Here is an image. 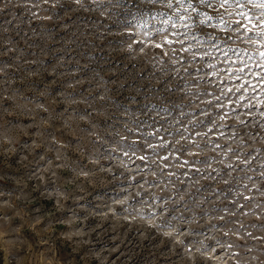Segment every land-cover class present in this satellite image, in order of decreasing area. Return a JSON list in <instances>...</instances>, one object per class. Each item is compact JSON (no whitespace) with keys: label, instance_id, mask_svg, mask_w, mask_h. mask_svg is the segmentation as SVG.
<instances>
[{"label":"rangeland","instance_id":"374dc122","mask_svg":"<svg viewBox=\"0 0 264 264\" xmlns=\"http://www.w3.org/2000/svg\"><path fill=\"white\" fill-rule=\"evenodd\" d=\"M33 3L36 0H32ZM3 4V0H0V5ZM171 0L169 3L152 4L150 0H136L135 7H133V0H128V6L117 3L116 0H110V3L102 4L100 7H111L112 11L109 15L113 17L112 21H101L102 24L112 28L114 33L124 32V35L118 41H110V47L115 46V51H119V48L123 46L125 42H132L134 44L135 51L139 53L138 60L140 64H147L149 69L156 67L158 71L155 72V78L158 79V83L150 85L147 90L140 87L139 81L144 80L143 75L136 76V87L140 88L142 96L140 97V104H156L164 107H173L179 105H189L190 109L195 111L200 107L208 104L210 101L215 100L214 96H194L186 95V93L192 92H204L209 93L217 92L219 89L215 88L213 85L216 83L215 80L212 83H195L191 86L181 87V79L186 82L196 81H206L210 75H218L221 80H228L230 77L228 75H223V68L217 69L215 73H200L196 75H184V72L191 71L192 69L205 68L210 65H206L203 59L199 63L191 62L194 57H212L213 53L211 51H203V49H215L217 45H225L229 48H241L246 52H258L260 51L255 47V45L262 43V41H257L254 39H245L249 32L255 31V27H247L246 24H242L240 27H236L231 31L228 30H217L213 32L211 37H208L210 41L214 40V43H189V36H179L177 33L183 27L182 24L176 23L172 24L168 31L163 30V25L168 24V20H164L161 24L159 17H154L149 21L151 25V33L142 32L140 28H125L123 26V21L125 16L122 13H127L129 10L136 12L139 9L145 14L147 19L148 13L156 12H167L169 10ZM47 7V6H45ZM65 5H61L55 16H59ZM254 8L261 7L260 5H253ZM40 15V11L37 9H32ZM185 11L187 9H175L173 10V15L177 11ZM203 12H210L212 15H216L219 11L224 12H235V8H223V6H201L200 9ZM15 12L17 16L24 13L25 9L21 6L13 8H6L0 11V21L10 18V14ZM197 9H192L188 15L196 12ZM28 17H25L27 20ZM171 17H169V20ZM185 17L181 16L180 20H184ZM119 21V22H118ZM96 23V20L91 16H79L75 19L72 28H77V34L83 32L84 37H88L89 33L92 31L91 25ZM264 24V20L260 21ZM54 24H58L56 21H47L40 19L31 20L30 25H21L22 32L20 36L13 34V43L16 44L19 52H23V56L17 60L18 51H8V45L4 44L0 46V52L6 53L0 55V67L4 65H12L8 68L7 74H0V100L3 102V108L8 109L19 103L22 107L27 106L26 110L35 108V125H33V116L29 115L24 117L22 123L24 125H33L27 129L16 128L11 131H5L11 125H16L20 122L17 116H14L8 112L0 110V140H2V147H0V221L5 225L11 226L15 232L25 235L28 238H35L37 242V248L39 249V257L43 264H77V260L80 264H83L85 260L89 261V264H245V261L241 259L249 255L245 249L256 246V250L264 251V239H259L264 237V231H260V227H249V225H264V220L259 218V209L251 207L252 203H246L242 198L237 200L236 193L239 192V196L245 195H255L256 202L264 201V197L258 196L257 193L249 194L243 189L234 191L232 195H228L227 199H224V194L211 196L204 195L202 198L205 203L201 204L199 208L194 209V213L197 219V224L199 226H193L190 231L203 232L204 235L199 236H184L183 244H179L174 241L173 237L166 236L163 234L160 228L152 226L149 221L148 213L153 211L154 206L152 204H145L141 210V204L136 205V210L142 215H133L138 217L137 220L131 219L133 216H129L126 212H122V208L126 205H115L114 209H109V205L113 201H118L126 195H121L120 198L114 199L111 195L112 192L122 193L121 188L111 189V185L116 183H123L130 185L129 181L135 179L143 183L144 178L149 181H157V185H164L175 183L179 188H183L184 191L188 190L191 185L195 184L199 180L197 187L201 185L209 184L210 188L201 191L200 193L213 192L215 189L223 187L222 182L217 185L216 181H210L207 179H201V175H189L184 176L183 172L187 171V168L181 169L173 160L167 161L169 167L164 169L165 175L161 176L160 168L163 166L162 161L159 157L153 158V160L146 161L145 163L150 165L152 171L156 172L155 176L142 177L136 174L137 169L129 164L127 159L122 158L121 152H111V146L115 145L117 141L120 140L121 136L125 137L127 135L126 129L123 126L122 119L119 117H113L112 120L106 121L101 129V135L98 138H94L88 146L89 153L91 156L99 158L100 156H106L110 152L116 153L117 160H123L127 164V168L133 169V173L124 171V169L119 168L112 172L111 184L105 182V175L101 174L99 176L92 177L95 181V187H103L108 191H100L99 193H104L103 195L93 194L88 196L84 201H81L83 207L75 204L73 199L74 194H82L81 189L75 184L69 173L71 169H56V165L60 163L59 160L55 159L54 154L45 153V148L42 146L36 147L35 151H22V147L16 146L14 143H9V139L19 140L20 145H33L42 144L46 139V125L43 124L41 117H46L47 113L43 109L36 107L37 105H44L55 113H63L67 105L63 102V97L68 93L73 96L85 95V91L92 87L90 84H83L78 86L76 89L71 90L66 87V85L74 80H82L87 77H92L99 79L103 76L105 81L108 80L107 76L103 74L102 64L105 61L111 60L110 57L103 55L102 53H92L90 54L88 50H83L85 45L89 48L94 45L89 44V40L84 39L81 44V48L77 49V53L63 57L65 60L71 61L72 59H81V64L89 63L90 66L87 68H82L81 65L76 63H69L66 66H57L60 57L64 55V52L54 53L52 51L51 45L48 49V54L41 51L40 47H31L30 45L36 44L43 46L45 38L48 33L57 32V27ZM116 25L113 27V25ZM12 27V25H9ZM160 28L161 31L156 35V29ZM242 28L245 29L242 32ZM35 32L37 35L33 38L32 33ZM61 34L65 32V35L60 37V43H64L66 40L74 39L70 30L66 31L62 27L60 28ZM242 32V34H241ZM25 34L26 37H25ZM149 35H153L154 38H146ZM206 35V31H205ZM8 34L5 33L3 39H7ZM25 37V39H21ZM78 43H80L78 41ZM189 49H201L199 52H191ZM83 50V51H82ZM264 55V52L260 53ZM131 55V53L129 54ZM227 55V53H224ZM241 60L243 57L240 58ZM181 60H188V63H181ZM26 61H32L31 63H26ZM215 64H222L227 66L229 61L224 59H215L212 61ZM121 63L125 65V68H121ZM136 62H134L135 64ZM233 65L237 64L235 58L231 59ZM140 64H136L139 67ZM127 62L117 61L115 68L113 70L124 71L126 70ZM178 67H174L177 66ZM259 67V65H256ZM250 65L244 64L243 67L235 68L229 67L228 72L233 71H244L245 68H249ZM55 68L56 75H52V70ZM79 73L77 75L71 76H61V72ZM135 73V67L133 68ZM99 73V76H96ZM162 73H168L169 75L163 76ZM253 77L259 75V73H252ZM233 80H240L239 77H231ZM247 79L241 80V83H247ZM199 86V87H197ZM232 87L238 88L239 84H233ZM248 91V89H245ZM16 93V100H9L8 96ZM96 93H94L95 95ZM130 97H128L129 99ZM132 100L135 101L136 97L131 96ZM116 99H113L111 103L115 106L113 111L120 110L116 104ZM100 103H103L101 101ZM120 103H123L120 101ZM125 104V103H123ZM128 107V105H127ZM129 109V107H128ZM81 113L87 114L90 109H85L81 106ZM131 109H129L130 111ZM216 110V106L213 105L209 112ZM72 110L68 109L70 113ZM143 120L147 118V114L142 111H138ZM246 112H241L239 114L241 119L247 118L245 116ZM254 114V113H253ZM252 114V115H253ZM207 115V114H205ZM153 117H159L164 119L159 113H152ZM168 119L175 123L173 117L169 116ZM134 121H131V128H134ZM110 122V123H109ZM190 121H184L187 125ZM224 123L235 125L240 128L239 124L229 118ZM168 131L174 132L175 128L168 125L164 126ZM87 125L80 124L79 128H75V131L70 132L67 130L63 131V135L66 139L62 140V143L71 142L73 145L77 140L76 133L80 129L86 130ZM257 130L259 129L256 127ZM63 130V122H60V126L56 127V133ZM49 133L51 130H47ZM135 131V130H134ZM199 131H206V129H199ZM44 132L45 135H40L39 133ZM231 132L226 133L229 135ZM163 134V133H162ZM243 132H241V135ZM129 140L136 139L135 136H129ZM170 142L173 144L179 142L181 138L176 136H168ZM197 142L204 143L205 141L197 139ZM220 144L221 139L218 141ZM155 143V141H153ZM181 144H185L190 152L196 153V156H190L185 153L182 159H202L204 157H210L217 155L213 151L202 152L190 145H187L186 141H181ZM211 149V148H207ZM256 150H264V147L257 144L255 146ZM206 150V149H204ZM253 149H249L248 152ZM149 152L145 149L144 152L136 153L137 156ZM255 152H253L254 154ZM69 159L72 157V151L69 150L66 153ZM165 153H161L164 155ZM27 157L25 159L24 157ZM41 156H45L44 161L41 160ZM113 156V155H112ZM52 160L53 165L51 171L46 166V161ZM86 163V161H85ZM115 161H105V167H112ZM136 165H140L139 160L134 159ZM256 163V162H255ZM254 163V164H255ZM206 165H196V167L204 168ZM213 167L222 168L223 165H213ZM80 168L87 170V167L83 164ZM43 169V172H39ZM123 175L121 176V172ZM152 171H145L141 173H149ZM52 172L56 175L53 176ZM168 172L176 173L175 176L169 178L167 176ZM119 173V180L113 179V174ZM131 175V179H125ZM245 175L241 173L239 176ZM232 176H238L236 173H232ZM117 177V176H116ZM227 177V176H226ZM225 177V178H226ZM82 180L86 179L81 177ZM57 180L62 181V184L57 183ZM123 181V182H122ZM232 182V181H230ZM87 183V182H86ZM236 183H238L236 181ZM139 184V183H137ZM135 185V184H131ZM63 187L66 192L69 193L67 202L64 203L63 208H55L54 201L51 198L46 199L41 193L43 191H52L56 187ZM89 187H91V182H89ZM127 187V188H128ZM143 192V191H142ZM191 194L196 193L195 188L190 189ZM227 190H225L226 194ZM143 200H150L155 196H165L164 193L160 195H150L147 192H143ZM199 194L195 195V199ZM135 197V196H134ZM219 197V198H217ZM136 199H141L140 197H135ZM208 200H214V204H208ZM233 202L237 204V207H232ZM245 205L243 212L240 211L238 205ZM225 208L227 207L229 211L234 213L238 212V215L229 216L228 212H210L212 208ZM253 210L257 213L256 216L244 215V212H249ZM114 211V215H113ZM204 212H209L208 215H202ZM105 213L106 215H101ZM192 212L183 213L184 216L191 218ZM219 214L224 217L223 221L220 219H215ZM157 215L156 217H158ZM124 217H129L124 219ZM167 218V214L165 216ZM164 218V219H165ZM161 220H157L158 223ZM228 221H231L229 223ZM233 221L235 224L233 225ZM244 222L252 233V236L248 241L241 239L239 234L233 235L227 231L228 228H238L240 223ZM175 223V221H173ZM213 225H223L220 227H213ZM78 226H83L87 235L82 234L77 230ZM182 232H188L189 228L187 225L180 226ZM221 230V231H217ZM243 232V231H242ZM228 235L225 236L224 234ZM43 237V238H41ZM30 239L26 241L28 247L24 250L25 253H32L35 255V251L30 242ZM192 240H201L204 244L212 245L215 251L206 252L201 254V252L195 251L199 244H192ZM220 241L221 245L217 246L216 241ZM231 243L233 245L232 249L226 247L227 244ZM185 244L193 249L191 253L188 252ZM0 246L4 248L5 258L4 264H13L15 260V251L19 248L18 242L8 241L7 244L0 242ZM89 249V252L82 254V250ZM12 253L11 257L7 256V253ZM218 253V254H217ZM233 253H238V255H233ZM61 256H67L69 259H60ZM264 258V257H262ZM31 259V257H29Z\"/></svg>","mask_w":264,"mask_h":264},{"label":"clouds","instance_id":"9594fccd","mask_svg":"<svg viewBox=\"0 0 264 264\" xmlns=\"http://www.w3.org/2000/svg\"><path fill=\"white\" fill-rule=\"evenodd\" d=\"M110 3V0H36L35 3L32 2V0H3V4L0 5V11H3V9L6 8H15L17 6H21L25 9L24 13H22L20 16H17L15 12L13 11L10 14V18L6 20L0 21V46H3L4 44H7L8 51H18L16 44L13 43L12 36L15 34L16 36H20L22 32L21 25H30L31 20L33 19H40V20H47V21H56L58 24H54V26L57 27V32L55 33H48L47 37L45 38V42L43 46L40 45H30L31 47H40L41 51L48 54L49 46L51 45L52 51L54 53L57 52H64V55L60 57L59 63L57 66H66L69 63H76L78 65H81L82 68H87L90 66L89 63H83L81 64V59H72L71 61L65 60L63 57L72 55L74 53H77V49L81 48V44L83 43L84 39L89 40L91 46L89 48L88 45H85V48L83 50H88L90 54L92 53H102L105 56H108L111 58L110 62L105 61L102 64L103 67V74L104 76L108 77V80L105 81L103 79V76H100L99 79L87 77L82 80H74L66 85L68 89L74 90L78 86H81L85 83L92 85V87L88 88L85 91V95L80 96H73L71 93H68L66 96L63 97V102L67 105L65 112L63 113H55L53 111H49L47 107L44 105H37L36 107H39L43 109L45 113H47L46 117H41L43 124L46 125V139L42 142V144H33V145H20L19 140H12L9 139V143H14L17 147H22V151H35L36 147L42 146L45 148V153H52L55 156L56 160H59L60 163L56 165V169H71L69 176L70 178L75 181V184L81 189L82 194H74L73 199L75 200V204H78L83 207L81 204V201H84L88 196L97 194L100 191H104L105 189L103 187L96 188L95 181L92 179V177L99 176L101 174H106L104 179L107 184L112 183V179H108L111 177V174L114 170L122 168L124 171L129 172L130 174L133 173V169H129L126 167V162L123 160H117L116 157L112 156L111 152H121L122 149L119 147V141L115 145L111 146V152L106 156H100L99 158H96L94 156H91L88 150L89 144L92 142L94 138H98L101 135V129L102 126L106 121H110L113 119V117H119L122 119L124 128H128L129 130L134 131L135 129L131 128V121L133 120H139L141 119V115L138 111H121L116 110L113 111L114 105L111 103L113 99L119 100L125 104L128 105L129 109L136 108L140 103L142 96V92L140 91V88L136 87V76L137 75H143L145 77L144 80H140L138 83L140 87H143L145 90L150 85H153L154 83H158V79L155 78V72L158 71V68L153 67L149 69L147 64H140V61L138 60L139 53L135 51L134 44L132 42H125L122 47L119 48V51L116 52L115 56H113V52L115 51V46L113 45L110 47V41H118L123 35L124 32L114 33L112 28H109L108 26L101 23V21H112L113 17L109 15V12L112 11L111 7H100L102 4ZM65 5L63 12L59 16H55V13L57 9L61 6ZM47 6V7H45ZM32 9H37L40 11V15L37 16V13L33 11ZM89 16L91 15L95 20L96 23L91 25L92 31L89 33L88 37H84L83 32H79L77 34V28H72L71 25L74 24L75 19L79 16ZM25 17H28L27 20H25ZM9 25H12V27H9ZM65 29L66 31L70 30L72 33V36L74 39L66 40L64 43H60V37L65 35V32L61 34L60 28ZM7 33L8 37L7 39H3L4 34ZM27 34H25L26 37ZM36 33L33 32L32 36L33 38L36 37ZM25 37H21V39H25ZM78 41L80 43H78ZM25 43H27V40L25 39ZM82 50V51H83ZM131 53V55H129ZM6 53L0 52V55H4ZM23 56V52L18 51L17 60L20 59V57ZM117 61L127 62L126 70L119 71V70H113L115 68V64ZM32 61H26V63H31ZM134 62H136L134 64ZM136 64H140L139 67H136ZM12 67V65H4L3 67H0V74L6 75L7 69ZM135 67V73L133 72V68ZM121 68H125V65L121 63ZM77 73H70L67 71L61 72V76H71V75H77ZM52 75L55 76V68L52 70ZM163 76L169 75L168 73H162ZM96 76H99V73H96ZM199 87V86H197ZM94 93H96L94 95ZM16 93H13L8 96L9 100H16ZM135 96L136 100L133 101L132 99H128V97ZM103 101V103H100ZM81 106H83L85 109H90V111H87V114L81 113ZM243 107V105H242ZM27 106H21L19 103H16L14 106L4 109L3 108V102L0 100V110L4 112H8L14 116H17L20 119V122L16 125H11L9 123L8 129L5 131H11L16 128L20 129H27L28 127H31L35 125V108L26 110ZM68 109H71L72 111L69 113ZM29 115L33 116V125H24L22 123V120L24 117H27ZM245 116H248V113L244 114ZM255 115V114H253ZM231 119L235 120L238 124L241 123L242 119L240 116H233L230 117ZM63 122V130L59 133H56L55 129L56 127L60 126V122ZM221 120L219 116H216L214 118V124H220ZM80 124L87 125L86 130L80 129L79 132L76 133L77 140L75 144L73 145L71 142L69 143H62V140L66 139L63 135V131L67 130L70 132L75 131V128H79ZM0 128H3V125H0ZM47 130H51L49 133ZM235 133H237L235 139H231V133L229 135H226L221 139V143H228V148L224 149L220 153H218V156L223 157L226 153H228L229 149H238L237 153L229 154V158L227 160L220 159L218 161L219 165H224L228 163L234 162L236 159V156L241 153H248L249 149H254L257 144L264 147V126L259 127L257 130L255 122L244 125L243 127L237 128L234 127L232 129ZM241 132L243 134L241 135ZM40 135H45L44 132L39 133ZM2 135V134H0ZM124 137L121 136V139ZM230 140V142H229ZM0 147H2V140H0ZM69 150L72 151V157L69 159V156L66 154ZM207 151H214V149H206L202 152ZM259 156V159L256 160L255 164H252V167L250 168H244L241 172H236L235 169L232 170V172H229L227 177L225 179L231 181L232 180V173H236L238 176L241 173H244L245 175L249 176H261L264 175V168L261 169L260 172H255L253 169H255L258 165L264 164V151H259L258 153L255 152L253 154L254 156ZM27 159V157H24ZM46 159L45 156H41V160L44 161ZM241 161L248 160L251 161L252 157L247 156H240ZM115 161L112 167H105L104 162L105 161ZM86 161V163H85ZM47 168L51 171L53 161L47 160L46 161ZM83 164L87 167V170H84L80 168V165ZM208 165H206L204 168L206 169ZM43 169H40L39 172H43ZM123 171L121 172V176L123 175ZM137 175L144 177L149 176H155L156 172L152 171L149 173H141L136 171ZM52 175L55 176L56 173L52 172ZM81 177H84L86 179L82 180ZM131 175L129 177H126L125 179H131ZM113 179L119 180L120 177H114ZM201 179H207L212 181V177H201ZM148 179L144 178L143 183L135 184V185H129L128 188L120 189L122 192H127V195L122 197L118 201H113L111 205H109V209H114V206L119 205H127L128 201L131 200L134 196L139 195L140 192H147L150 195H160L161 193H164L165 196H168L169 199L166 200L165 203L157 205V207L161 208H171L175 204H180L184 200L188 199L191 195L190 189L195 188L196 190L199 188L197 185L199 184V180L196 181L195 184L191 185L188 190H185L183 192H179V186L175 183H170L167 185H164L161 187V185H157L156 187H149ZM87 182V183H86ZM89 182H91V187H89ZM123 182V181H122ZM222 181H216L217 185H219ZM238 183H246L251 186H259L260 184H264V180L257 179L256 181L252 180H245V181H237ZM58 185L62 184L63 182L60 180H57ZM176 190V199L172 200L170 197L173 193V190ZM251 194V192H248ZM46 199L51 198L54 201V207L55 208H63L64 203L67 202V199L69 197V193L64 190L63 187H56L52 191H43L41 193ZM199 196L195 199L194 203L185 204L184 208H188L189 211L192 212V216L190 218V222L186 220H179L175 221L174 226L171 229H161L164 235L173 237L174 241L183 244L182 237L188 236L191 234V228L193 226H199L197 224V219L194 213V209L199 208V206L205 201L202 198L204 195L211 196L214 194L213 192H207V193H198ZM236 195H240L239 192L236 193ZM258 196L264 197V192L257 193ZM219 198V197H217ZM208 204H214V200H208ZM145 206L144 203L141 205V210ZM251 207L258 208L259 209V218L261 220H264V205H259L258 202H256V198L254 199L253 205ZM184 208L177 209V214L185 213ZM113 211V215H114ZM166 212L161 213L158 217H155L149 223L152 224V226L157 227V220H163L166 216ZM238 215L239 213L229 211L228 215ZM101 215H106L105 213H102ZM250 216H256L257 213L255 211H252ZM129 217H124V219H128ZM221 216L217 214L215 219H220ZM133 220L138 221V217L133 216L131 217ZM233 225L235 224V221L232 222ZM187 225L189 228L188 232H179L178 230L180 226ZM240 227L244 228L243 232H237L236 228H228L227 231L229 233H232L233 235L239 234L241 239H243L245 242L250 239V237L247 235L249 232L246 224L244 222L240 223ZM255 228V226H253ZM77 230L80 231L82 234L87 235V232L84 230L83 226H78ZM221 231V230H217ZM260 231H264V228H261ZM43 238V237H41ZM30 238L26 237L25 235H22L20 233H17L14 231V229L9 226L5 225L2 221H0V242H3V244H7L8 241H16L18 242L19 248L15 251V260L13 264H43V262L40 260L39 257V249L37 248V242L35 238H31L30 242L33 246V249L35 251V255L32 253H25V249L28 247V241ZM199 247L196 248L197 252H199ZM4 248L0 246V264H4ZM249 253L248 256L242 257L245 261V264H264V251H258L256 250V246H251L247 249H245ZM89 252V249L82 250V254H86ZM12 253H7V256L11 257ZM31 257V259H29ZM60 259L67 260L69 257L67 256H61ZM77 264H80V261L77 260ZM83 264H89V261L85 260Z\"/></svg>","mask_w":264,"mask_h":264},{"label":"snow or ice","instance_id":"6c2138e0","mask_svg":"<svg viewBox=\"0 0 264 264\" xmlns=\"http://www.w3.org/2000/svg\"><path fill=\"white\" fill-rule=\"evenodd\" d=\"M117 3L128 6V0H116ZM136 0H133V7H135ZM152 4H161V3H169V0H150ZM253 5H260L259 8L252 7ZM201 6H223V8H235V12H224L223 10L219 11L216 15H212L210 12H203L200 9ZM197 9L196 12L188 15L189 12H192V9ZM175 9H187L185 12L183 10L175 12L173 15V10ZM64 9L61 7L60 11L62 12ZM121 15L125 16V20L123 21V26L125 28H140L142 32L151 33V25L149 21L154 17H159L161 24L164 20H168L167 25H163V30L168 31L171 28L172 24L180 23L183 27L178 31L179 36H189V43H214V40L210 41L208 37L213 35L214 31L217 30H228L231 31L236 27H240L242 24H246L247 27H255V31L249 32L248 36L245 39H254L257 41H262V43L255 45L258 52H246L241 48H229L225 45H217L215 49H203V51H211L213 53L212 57H194L191 62L199 63L201 59H203L204 64L210 65L205 68H197L192 69L191 71L184 72V75H196L200 73H215L217 69L223 68V75H228L230 78L228 80H221L218 75H210L206 81H196L193 80L190 83L181 79V87L183 86H191V84L195 83H212L213 80L216 83L213 85L215 88L219 89V93L212 92L209 93L207 91L204 92H192L186 93V95H204V96H214L215 100L210 101L208 104L200 107L199 109L192 111L186 110L190 109L189 105H179L173 107H164L156 104H139L136 108L131 109L132 111H142L147 114V118L143 120L134 121L135 131L126 129L127 135L120 140V148L122 149L120 155L122 158L127 159L129 164H132L133 167L137 169L138 172H143L145 169L148 171H152L150 165L146 164V161L153 160L155 157H159V160L164 162L163 166L160 168V175L164 176V169L168 168L169 165L167 161L170 159L173 160L181 169L187 168V171L183 172L184 176L191 175H201L212 177V181H222L223 187L219 189H215L214 192L217 195L224 194V199L228 198V195H232L234 191H238L239 189H243L246 192L261 193L264 192V184H260L259 186H251L246 183H236V181H245L252 180L256 181L257 179L264 180V175L259 177L257 176H232V182L225 179L229 172H232L233 169L236 172H241L244 168L252 167V164L259 159V156L253 157V152H259L264 150H256L253 149L248 153H241L236 156V159L232 163L224 164L222 168L213 167V165L218 164L220 159L227 160L229 158V154L237 153L238 149H229L228 153H226L223 157L218 156V153L228 148V143L220 144L218 141L226 136V133L231 132V139H235L237 133L232 131L235 125L224 123L230 117L239 116L241 112H246L249 115L247 118L242 119L239 124L240 127L244 125L255 122L256 127L264 126V55H261V52H264V24H261L260 21L264 20V0H171V4L169 10L167 12H156V13H148L147 19L145 18V14L137 9L136 12H132L129 10L126 14L122 13ZM184 16V20H180V17ZM169 17L171 19L169 20ZM119 22V21H118ZM116 25L114 24L113 27ZM245 29L242 28V32ZM161 29H156V35L160 33ZM206 31V35H205ZM241 32V34H242ZM146 38H154L153 35H149ZM191 52H199L201 49H189ZM227 53V55H224ZM243 57L241 60L240 58ZM235 58L237 60V64L233 65L231 63V59ZM215 59H224L228 60L229 63L227 66L222 64H215L212 61ZM188 60H181V63H188ZM3 63V61H0ZM244 64L250 65L249 68H245L244 71H233L231 73L228 72L229 67L240 68L243 67ZM256 65H259L257 67ZM174 67H178L174 66ZM252 73H259L253 77ZM231 77H239L240 80H233ZM247 79V83H241V80ZM239 84L240 87L234 88L233 84ZM248 89V91H245ZM133 99V98H129ZM119 109L121 111H129L127 104L120 103L119 100L116 101ZM215 105L216 110L213 112H209V109ZM243 105V107H242ZM152 113H159L161 116L165 117L164 119H160L159 117H153ZM255 115H252V114ZM207 114V115H205ZM173 117L175 123L167 117ZM216 116L220 117L221 123L214 124V118ZM184 121H190L187 125L184 124ZM110 123V122H109ZM168 125L170 127H174L175 131H168L164 126ZM199 129H206V131H199ZM163 133V134H162ZM129 136H135L136 139L129 140ZM168 136H172L175 138L179 136L181 140L175 144L167 139ZM197 139L205 141L204 143L197 142ZM229 140V142H230ZM155 141V143H153ZM181 141H186L187 145H190L192 148H195L199 151H203L204 149L211 148L214 149V153L217 155H213L210 157H204L202 159H182L185 153L188 155L195 157L196 153L190 152L189 148L185 144H181ZM145 149H148L149 152H145L144 154L137 156L136 153L144 152ZM161 153H165L161 155ZM113 156H116V153H110ZM252 157L251 161L244 160L243 162L240 159V156ZM135 160H139L141 162L140 165H136L134 163ZM208 165L205 168L196 167V165ZM127 167V164H126ZM264 168V164L258 165L255 169V172H260L261 169ZM119 173L113 174L114 177L119 176ZM176 173L168 172L167 176L169 178L175 176ZM130 184L141 183V181H137L134 178L129 181ZM169 183L171 180L169 179ZM149 187H156L157 181H148ZM128 185L123 183H116L111 185V189L121 188L125 189ZM211 185L205 184L201 185L196 193H193L189 196L188 199L184 200L180 204H175L170 209L165 207H157V205L165 203L168 196H155L150 200H143V192H140L139 195L135 197H140L141 199H136L133 197L128 201L127 205L122 208V212H126L129 216L133 215H142L143 213H139L136 210V205L141 204H152L154 206L153 211L148 213L149 219H154L157 215L166 212L167 218L159 221L157 223V227L160 229H171L174 226L173 221L186 220L190 222V218L183 215V213L177 214V209L184 208L185 204L194 203L195 195L201 191L207 190ZM225 190H227L225 194ZM108 191V190H104ZM183 188H179V192H183ZM98 195H103L104 193H97ZM176 190H173L171 195V199H176ZM114 199L120 198L121 195H127V192L122 193H111ZM243 199L246 203H252L256 198L255 195H245V196H236V199ZM259 205H264V201L258 202ZM232 207H237V204L233 202ZM241 212L245 205H238ZM184 211H189L188 208H184ZM228 212L229 209L227 207L221 208H212L210 212ZM253 210H249V212H244V215H249ZM209 212H204L202 215H208ZM235 215V214H234ZM233 215V216H234ZM224 217L221 216L220 220L223 221ZM231 223V221H228ZM223 225H213V227H220ZM260 227L264 228V225H249V227ZM182 229L178 230L182 232ZM237 232L244 231L243 227L236 228ZM192 236L204 235L203 232L191 231ZM225 236L228 234L225 233ZM247 235L249 237L252 236L251 232H248ZM259 239H264V237H260ZM192 244H199L201 247L199 248V252L201 254L206 252H213L215 249L212 245L204 244L201 240H192L190 241ZM217 246L221 245V242L216 241ZM188 252L191 253L193 249L185 244ZM226 247L228 249H232L233 245L231 243L227 244ZM195 251H197L195 249ZM218 254V253H217ZM233 255H238V253H233Z\"/></svg>","mask_w":264,"mask_h":264}]
</instances>
